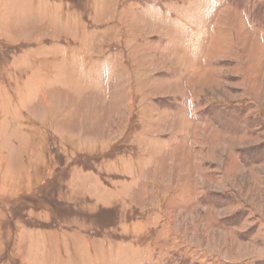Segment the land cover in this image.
<instances>
[{"label":"rangeland","instance_id":"1","mask_svg":"<svg viewBox=\"0 0 264 264\" xmlns=\"http://www.w3.org/2000/svg\"><path fill=\"white\" fill-rule=\"evenodd\" d=\"M0 264H264V0H0Z\"/></svg>","mask_w":264,"mask_h":264}]
</instances>
